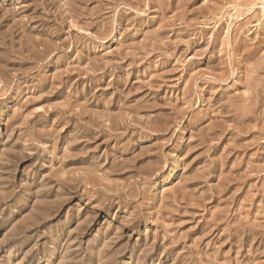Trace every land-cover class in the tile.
<instances>
[{
  "label": "rangeland",
  "instance_id": "obj_1",
  "mask_svg": "<svg viewBox=\"0 0 264 264\" xmlns=\"http://www.w3.org/2000/svg\"><path fill=\"white\" fill-rule=\"evenodd\" d=\"M260 1L0 0V264H264Z\"/></svg>",
  "mask_w": 264,
  "mask_h": 264
},
{
  "label": "bare ground",
  "instance_id": "obj_2",
  "mask_svg": "<svg viewBox=\"0 0 264 264\" xmlns=\"http://www.w3.org/2000/svg\"><path fill=\"white\" fill-rule=\"evenodd\" d=\"M260 2H261L262 6H263V9H264V0H261ZM244 3H245V2H244ZM263 13H264V12H263Z\"/></svg>",
  "mask_w": 264,
  "mask_h": 264
}]
</instances>
